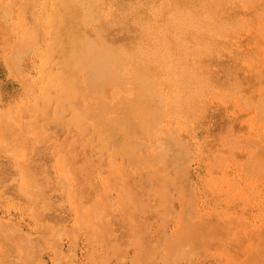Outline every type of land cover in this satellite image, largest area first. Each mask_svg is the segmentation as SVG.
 I'll use <instances>...</instances> for the list:
<instances>
[{
  "label": "rangeland",
  "instance_id": "rangeland-1",
  "mask_svg": "<svg viewBox=\"0 0 264 264\" xmlns=\"http://www.w3.org/2000/svg\"><path fill=\"white\" fill-rule=\"evenodd\" d=\"M40 3L0 0V136L17 133L20 141L30 136L28 126L34 117L22 112L14 119L9 110L25 107L41 58L33 50L22 60L21 71H13L10 58L16 36L10 27L25 4L27 26L41 29ZM261 3L240 8L232 16L237 28L224 40L219 61L211 69L215 85L203 96L199 114L179 129L172 116L167 118L178 129L174 132L178 146L166 161L159 158V142L151 141L136 153L144 155L142 161L129 162L122 153L111 159L86 142L93 137L91 132L65 128L38 110L35 117L45 140L35 143V151L29 152L33 161L26 166L32 171L31 165L40 166V181L55 176L59 167L54 145L73 140L65 162L76 175L61 189L54 186L49 191L53 206L37 220L33 204L16 188L22 180L19 169L13 166L12 174H2L11 144L0 142V178L5 179L0 222L10 228L0 242V264H264V167L256 164L264 150ZM139 13L112 9L110 20L102 23L115 38L135 40L144 36L137 30L143 28ZM69 23L61 26L62 35L68 33ZM50 89L53 95L55 89L52 85ZM243 96H248L246 101ZM143 136L136 141H146ZM153 148L155 154L149 155ZM24 239L30 241L27 257L19 248Z\"/></svg>",
  "mask_w": 264,
  "mask_h": 264
},
{
  "label": "bare ground",
  "instance_id": "bare-ground-1",
  "mask_svg": "<svg viewBox=\"0 0 264 264\" xmlns=\"http://www.w3.org/2000/svg\"><path fill=\"white\" fill-rule=\"evenodd\" d=\"M123 2L41 0L37 11L41 29L27 26L29 10L25 3L18 8L16 23L10 27L16 36L10 58L13 71H21L22 60L33 50L38 52L41 62L38 76L28 90L25 107L9 110L14 119L22 112L34 117L28 126L30 136L21 141L17 133L9 138L0 136V142L11 144L8 162L1 170L6 176L12 174L11 167L19 169L22 180L16 188L33 204V216L37 220L44 219V211L53 206L48 200L51 198L49 191L54 186L61 189L76 175L69 172L65 162V154L70 153L73 140L54 145L59 167L55 176H44L40 181V166L31 165L33 171L26 166L33 161L29 152L35 151V143L45 140L40 130L43 126L35 117L38 110L47 117L50 114L56 124L61 123L65 128L91 132L93 137L86 142L106 151L111 159L122 153L130 158L129 162L142 161L144 155L136 153L142 151L145 142L151 141L152 145L159 142V158L166 161L168 153L178 146L174 132L188 124L190 117L199 114L203 109V96L209 95L214 88L211 69L219 61L217 56H221L224 40L237 28L232 16L249 4H264V0ZM112 9L119 12L138 10L140 19L137 20H141L143 28L137 30L144 32V36L134 43L135 40L128 36L122 39L108 34L102 22L110 20ZM231 19L234 22L231 23ZM66 21L70 22L69 31L62 35L61 26ZM47 67H52L51 72L46 71ZM51 85L55 89L53 95ZM169 116L177 122L178 129L168 123ZM142 134L146 141L138 143L135 138ZM2 148L0 146V152ZM153 154L154 148L149 155ZM257 158L259 163L256 164L264 167V150ZM4 181L0 178V197ZM0 224L2 242L10 228L8 224ZM21 241L22 256L31 255L29 239Z\"/></svg>",
  "mask_w": 264,
  "mask_h": 264
}]
</instances>
